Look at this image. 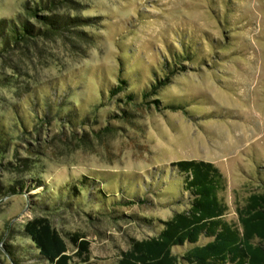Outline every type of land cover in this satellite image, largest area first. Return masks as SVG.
I'll use <instances>...</instances> for the list:
<instances>
[{
    "label": "rangeland",
    "instance_id": "rangeland-1",
    "mask_svg": "<svg viewBox=\"0 0 264 264\" xmlns=\"http://www.w3.org/2000/svg\"><path fill=\"white\" fill-rule=\"evenodd\" d=\"M34 1L0 0V19L20 17L44 28L25 9ZM54 13L81 18L80 33L30 36L0 49V264H37L23 233L32 217L45 216L64 237L78 232L89 240L88 261L73 257L72 264H110L130 237L155 234L159 221L180 210L172 203L179 181L171 178L152 189L158 195L151 202L119 210L150 218V224L98 214L84 190L73 208L32 204L43 190L55 199L58 188L82 174L113 190L120 181L148 182L172 161H210L224 179V218L239 225L236 208L260 185L264 170V0H73ZM184 36L198 54L179 65L157 96L160 106L178 103L184 110H134L132 122L109 118L120 111L105 89L119 70L132 76L131 83L138 73L131 84L138 89L156 63L168 59L164 49H178ZM46 104L51 116L44 119ZM71 108L73 126L58 119ZM82 117L87 121L81 124ZM108 121L110 132L102 130ZM21 182L26 191L5 193ZM5 245L19 251L17 263Z\"/></svg>",
    "mask_w": 264,
    "mask_h": 264
},
{
    "label": "trees",
    "instance_id": "trees-1",
    "mask_svg": "<svg viewBox=\"0 0 264 264\" xmlns=\"http://www.w3.org/2000/svg\"><path fill=\"white\" fill-rule=\"evenodd\" d=\"M72 3L73 0H37L33 5H26L27 13L35 16L45 25L42 29L30 25L20 17L16 21L0 19V49L17 46L19 40L30 39V36L79 34L76 25L82 21L81 18L54 13L59 6ZM43 10L50 13L38 14V11ZM187 40L185 36L180 37L178 49L166 47L164 53L168 59L162 58L161 63H156L148 78L138 89H134L131 85L139 81L138 73L134 74V81L131 83L132 76H123L119 70L116 82L105 89L107 99H114L115 109L120 111L119 115L111 113L109 118H122L128 122L133 119L134 110L144 108H155L160 111L184 110L185 106L178 103H166L160 106L161 101L157 96L158 91L169 83L173 74L181 70L179 65H183L184 61L193 60L198 54L194 47L196 44L192 45ZM48 104H46L47 111H40L44 119L51 116ZM71 110L72 108L66 113H58V119L73 126L76 115L72 114ZM17 119L21 123L20 116ZM85 121L87 118L82 117L81 124ZM31 126H34L33 122ZM110 127L108 121L102 130L110 132L112 131ZM94 132L98 135L100 131ZM4 137V133L0 130L2 143L0 148L5 146ZM168 166L164 169H156L159 171L158 174L150 175L151 179L148 182H130L124 185L120 184V181L113 190L105 189L101 183L103 179L82 174L74 181L58 188L55 199L51 197V193L43 190L42 193L34 195L32 204L44 210L73 208L81 204L76 200L84 190L87 191L90 204L95 206L93 210L98 214H108L114 220L124 218L150 224L152 222L150 218L139 217L133 213L128 215L119 210L151 202L150 197L158 195L155 190L161 188L165 179H177L180 188L172 203L177 204L180 210L174 209L168 218L159 221L161 228L155 234L141 239L130 237L127 248L120 250L110 264H264L262 166H260L262 172H258L262 174L258 175L260 185L236 208L239 225L224 218L226 205L219 197L220 191L224 188V179L216 165L202 159H179L170 162ZM155 180L156 184L153 183ZM40 181L37 177L34 179L35 183ZM131 184L133 186L130 188L133 190L128 187ZM26 187L28 186L25 182L10 185L5 193L15 194L22 190L26 191ZM87 214L92 217L90 213ZM23 233L29 237L35 250L31 253V258L37 264H72L73 257L82 263L88 261L89 240L78 232L65 233V238L51 226L45 216H36L27 220L23 225ZM68 244L73 247L72 253L68 250ZM4 247L10 260L17 263L18 257L15 255L19 254V251L16 252L11 246Z\"/></svg>",
    "mask_w": 264,
    "mask_h": 264
}]
</instances>
